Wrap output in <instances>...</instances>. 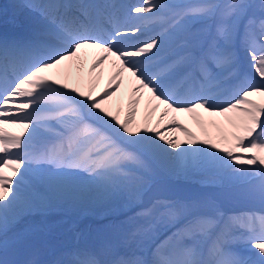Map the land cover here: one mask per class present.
I'll return each instance as SVG.
<instances>
[{"label":"snow or ice","instance_id":"1","mask_svg":"<svg viewBox=\"0 0 264 264\" xmlns=\"http://www.w3.org/2000/svg\"><path fill=\"white\" fill-rule=\"evenodd\" d=\"M23 7L39 11L46 24L27 38H0V264H21L8 258V232L17 209L42 204L22 195L27 180L57 194L111 200L128 193L135 200L149 186L153 163L172 172L206 165L226 179L243 181L247 187L241 194L264 202V18L248 16V0L105 5L97 15L106 19L108 29L73 15L71 3ZM209 19L217 21L214 41L196 54L188 37L195 22ZM148 24L162 28L144 37ZM234 39L242 43L255 76H245L224 95V80L236 65ZM175 42L189 50L162 60V52ZM88 49L95 50L90 63ZM210 64L220 73H213ZM106 68L110 75L98 90ZM126 78L130 94L121 119L119 111L114 114L105 105ZM142 101L149 118L138 123ZM158 110L152 126L150 116ZM198 110L223 117L227 127L219 128L215 139H198L175 115L200 120ZM165 118L172 128L162 132ZM176 130L187 139L171 138L168 133ZM41 132L54 137V143L34 147ZM33 165L36 172L30 177ZM5 169L15 175H6ZM210 206L191 199L156 201L141 209L136 218L143 223H137L132 237L150 238L160 225L172 230L156 244L150 260L133 254L104 261L95 252L77 249L68 260L47 264H264V215L226 216L218 209L206 211ZM237 228L243 230L240 238L257 250V259L231 249ZM204 239H211L206 250L197 243Z\"/></svg>","mask_w":264,"mask_h":264},{"label":"bare ground","instance_id":"2","mask_svg":"<svg viewBox=\"0 0 264 264\" xmlns=\"http://www.w3.org/2000/svg\"><path fill=\"white\" fill-rule=\"evenodd\" d=\"M68 1L72 2V0H0V38L23 39L29 37L34 32H38L44 28L46 21L40 15L39 11L33 10L32 8L29 7H23L25 3L47 4L51 2L68 3ZM154 33L155 32H153V34ZM153 34L151 33V35ZM213 41H214V36L212 35L211 28H209L208 31L203 34V37H201L199 40H194L192 42L188 40L189 47L191 49L198 48V50L196 51L197 54H202L203 52H206L208 50L210 43H212ZM216 42L219 43L218 41ZM236 44H238V49H240L239 42H236ZM188 50L189 48H185L182 50V52L186 53ZM234 51H236V49H234ZM94 54H95L94 49L87 50L86 60L88 63L91 62ZM178 57H180V55L176 54L174 56V59ZM238 60L247 64L248 65L247 69L249 71L251 70L246 54L243 55L241 54ZM168 61H170V59ZM86 72H87V64L85 65V73ZM218 73H220V70ZM109 75H110V70L106 68L104 71V76L99 82L98 90L102 89L106 85ZM245 76H248V74L243 73L242 76L239 78V81L243 79ZM73 83H75V81H73ZM129 89H130V83L126 78L125 84L122 86L121 90L111 101H109L105 105L111 111H113L114 114L119 111L121 119H123L124 111L127 109V100L130 94ZM229 92H227V94H229ZM159 115H160L159 110L156 113L151 114L150 119L152 126H156V121ZM175 115L181 125L185 127L190 125L189 130L192 131L198 139H205V138L215 139L218 136L219 128L227 127L223 117H209L207 113L204 114L202 111H200L199 116L201 117L203 123L200 122L201 120L191 121L190 117L188 116L184 117L183 114H175ZM146 118H149V110L146 102L142 101L141 105L139 106V111L137 114V122L138 123L143 122ZM169 118H165V120L160 124L159 126L160 131L164 132L166 128L168 129L172 128V126L168 124ZM213 120L217 122V125L219 127H215L212 125L211 121ZM6 128L7 131L14 133H18L21 131V129L12 126H6ZM213 131H216L218 133L216 134ZM168 134L170 135L171 138H179L180 141L187 139V137L182 131H178V130L170 131ZM54 140H55L54 137H51L48 134L41 132L40 134L37 135V138L34 141V147L43 148L47 145V143L49 144L54 143ZM152 166L155 169H157L156 173L158 178L152 181L151 183H149L148 188L144 190L141 195L139 193L136 196L135 200H133L128 193H123L119 197L111 200L88 198L71 193L65 195L63 198L56 199L55 192H52L54 194L50 195L47 200L36 199L35 197L33 198L32 196L31 188L25 186L21 190L22 195L27 196L33 200H40L42 201V204L40 207L33 206L31 209L26 207L17 209V213L15 215L14 221L10 224V229L8 232V240L13 239L14 241V238L17 237H21L22 239L27 238L28 240H32L33 237H31L29 233L31 231L35 232L36 237L34 239L38 244H40V246L44 248L43 250L45 251L44 252L43 250L35 251L38 253L35 254V252H33V250L30 249L32 255V258L30 259L31 260L36 259L41 262H45V264H47V262L56 261V252L54 256L50 257L48 255H50L49 250H51V248L53 247L52 245L49 246V244L54 242L53 245L54 244L56 245V235L59 234L60 232V231L58 232V227L65 226L69 231H71L74 230L76 227L81 228L84 222L90 223L91 221L90 219H86V220L84 219L82 221V218L84 216L89 215L88 210L98 211L102 208H107L109 210H118L124 206L131 205V201H133L132 206L128 208L132 209L133 212L138 213L141 209L145 208V205L149 200H153V199L161 200L172 197H175L178 200L198 199L200 201L208 202L211 206L206 208L205 209L206 211L211 212L214 209H218L219 212L224 213L226 216H231L235 214L236 211H240V212L236 213L235 215L241 216L244 213L243 211H245L244 209L247 208L248 209L252 208L253 212H256L257 210H259V208H264V202H262L259 198H254V197L252 198L241 194L246 189V187L243 185L245 184L243 181L240 182H235L237 180L227 181V183H230L232 185H229L228 187L226 186L222 187L220 183L224 182V180L222 179L224 178V176L222 173L221 174L214 173L212 167L206 165L192 166L184 169L183 171L172 172L168 168L162 167L158 163H153ZM5 174L9 176L15 175L8 169H5ZM205 177H209L212 179H205ZM31 183L32 182H30V184ZM28 184L29 183H27V185ZM229 191H233L234 194L233 195L230 194ZM228 196L231 198H229ZM250 198L252 199V203L250 201ZM56 204L63 206L69 212L80 211L78 213L80 217L74 219H67L66 221H63V219H59L60 217L59 212H63L64 209H62L61 207L56 208ZM100 217L101 216L94 217V219H99ZM132 217H134L135 219H132ZM135 220L137 221V223H140V221L138 222L139 218H136V215L127 216L119 222L128 224L130 228H133L135 225L134 223ZM61 222H63V224H61ZM37 225L42 226L43 229ZM55 230L56 233L51 234V232ZM171 231H172L171 229H168L162 232L159 237H161L162 239L165 238L166 236H170ZM124 234L126 233L120 232L119 235L110 233L106 239L103 238L102 239L103 241L94 243L92 247L94 248V251L98 252L99 254L102 253V257H103L104 252L106 251L107 248V246H105V243H109L111 241L109 249L111 250L112 254H116L120 250L119 245L123 243L122 239L124 238ZM59 237L64 239L65 237H67V233L65 231H61V235H59ZM135 237L141 238L140 240H143L145 238L144 236L141 235H137ZM45 239L48 240L49 242L48 245L47 243L46 244L43 243ZM90 239L91 237L87 238L88 242L90 241ZM80 241H86V235ZM205 241H209V239L201 240L199 244L201 249L203 242ZM128 244L130 245L131 243ZM207 247L208 245L206 246V248ZM23 248L26 249L25 247ZM67 249H69V246L67 245L63 247H59L60 253L64 252ZM9 250H17V249L9 248ZM21 250L23 251L22 248Z\"/></svg>","mask_w":264,"mask_h":264},{"label":"rangeland","instance_id":"3","mask_svg":"<svg viewBox=\"0 0 264 264\" xmlns=\"http://www.w3.org/2000/svg\"><path fill=\"white\" fill-rule=\"evenodd\" d=\"M248 3H249V5H250V8H249V11H248V16L249 17H253V18H255L257 21H259L261 18H264V7H262V0H248ZM257 13H259L260 14V16H262V17H260V18H256L255 16H254V14H257ZM202 23H205V22H202ZM235 42V39L233 40V49H236L237 51H235V53H236V59H239V56L241 55V53H240V49H238V44H236V43H234ZM246 54V53H245ZM247 55V54H246ZM228 181H231V179L230 180H228ZM235 182H240V181H235ZM37 195H39V194H37ZM40 196V195H39ZM175 198V197H174ZM178 200V199H177ZM176 200V201H177ZM236 230H238V228L236 229ZM101 241H103L102 239H101Z\"/></svg>","mask_w":264,"mask_h":264}]
</instances>
